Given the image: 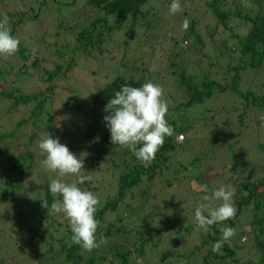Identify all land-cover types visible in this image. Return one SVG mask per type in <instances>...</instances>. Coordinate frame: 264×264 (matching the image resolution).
Returning <instances> with one entry per match:
<instances>
[{"label": "trees", "instance_id": "1", "mask_svg": "<svg viewBox=\"0 0 264 264\" xmlns=\"http://www.w3.org/2000/svg\"><path fill=\"white\" fill-rule=\"evenodd\" d=\"M155 1L162 5L160 17L157 14L155 17L156 11H153ZM171 2L0 0V20L5 14L8 16L6 27L20 41L19 51L10 56L9 68L0 70V80L6 83V76H11L12 69H19L24 75L25 63L31 55V66L46 74L41 79L45 89L33 93H23L17 88L18 92L16 89V93L11 94L6 87L0 88V97L12 96V107L29 109L28 118L17 123L9 140H2L5 135L0 134V264H8L6 256L10 264H264V164L260 165L254 178L237 177L236 174L235 182L223 183V186L228 182L234 184L236 216L210 226L205 233L197 230L194 219H191L194 218V209L203 203V196L211 197L222 185L214 181L218 187H211L206 192L190 189L187 178L200 181L199 184L209 183L210 178H201L195 171L189 173V167L184 164L176 167L169 154L181 144L176 140V134L189 133L194 127L195 123L185 112L191 106L198 104L203 107L201 112L212 116L216 111L225 114L219 130L228 126L238 110L235 120L244 123L245 116L264 109V0H180L182 11L175 14L169 11ZM185 18L190 21L187 30L182 26ZM204 19H210L212 23L202 26ZM22 29L27 34L22 33ZM176 30L180 33L175 34ZM118 33L123 36L122 45L114 36ZM215 33H220L217 40L213 38ZM177 34L180 35L178 39ZM135 36L138 39L143 37L144 41L137 45L141 52V47L150 38L162 42L157 49L153 48L163 51L164 59L158 68L149 69L152 57L147 54L150 52L141 59L129 57L124 63L118 61V65L113 63L114 56L105 55L106 45L112 40L117 43L118 50L126 51ZM79 58H82V65L93 58L109 61L114 66V77L97 92L95 106L99 108L98 113L88 115L84 103L73 102V96L63 101L64 111L76 110L73 114L79 119L78 123L87 117L90 121H98L101 127L95 135L85 128L86 124L82 127L80 149L86 156L95 155L94 165L103 161V155L109 154L112 166L121 168L108 189L110 196L100 202L96 212V219L100 222L97 240L103 235L107 244L91 252L72 241L70 224L58 242H55L52 231L48 235L43 229L49 213L42 203L43 199L49 205L53 201L49 185L56 174L43 167L45 155L36 143L35 132L26 140L23 139L24 130L18 128L30 121L45 134L50 132L53 138H57L50 130L53 115L45 110V106L54 88L68 78V72ZM123 72H129V76ZM149 81L164 88V98L169 100L166 118L174 135L166 137L154 160L142 162L128 148L122 147L123 153L116 150L121 146L111 143L110 130L103 117L108 114L104 111L105 105L123 85L140 87ZM82 106L84 111L79 112ZM87 139L93 141L89 144ZM88 147L92 149L88 151ZM261 149L264 151V145ZM120 158H123L121 163L117 161ZM85 162L89 167L84 165L82 173L88 175L92 165L89 157H85ZM187 173L194 177L187 176ZM155 178H161L168 187L175 181L177 186L188 188L189 197L183 196L188 202L173 213L166 210L168 208L161 209L162 202L153 198ZM63 179L71 182L73 178ZM143 181L148 187L141 190L139 207L148 198L151 200L150 209L142 216L143 222L138 227L124 224L103 227L104 215L115 211L118 203L127 196L134 199L132 193H138L134 188ZM88 185L86 181L79 186L86 190ZM204 202L213 207L220 203L215 199ZM139 207L134 209L127 205L136 214L141 211ZM204 214L207 215V210ZM26 216L31 222H27ZM180 223L183 224L174 226ZM224 227L235 228L237 234L224 243L219 253L213 252L212 246L221 239ZM16 236L23 243L20 249L14 250ZM129 237L132 241L128 246ZM241 237H247V242L242 243ZM56 243L58 246H54ZM5 249H8L7 254L3 253Z\"/></svg>", "mask_w": 264, "mask_h": 264}, {"label": "rangeland", "instance_id": "2", "mask_svg": "<svg viewBox=\"0 0 264 264\" xmlns=\"http://www.w3.org/2000/svg\"><path fill=\"white\" fill-rule=\"evenodd\" d=\"M161 6L162 5L159 4V1L154 2L153 11H156L155 17L156 14L159 15V17L162 15ZM41 18L44 19L43 16ZM157 20L160 21L159 19ZM210 23H212L210 19H208V21L204 19L202 26ZM26 32V30L22 29V33L27 34ZM176 33L180 32L176 30L175 34ZM202 33H204V31H202ZM114 36H117V41L122 45L123 36L119 33ZM219 37L220 33H215L213 36L215 40L219 39ZM176 38H180V35L177 34ZM137 39L138 36H135L131 47L127 48L126 51H123L122 48L118 50L116 48L117 43L112 40L113 42L106 45L107 53L105 52V55H108L109 53L111 57L114 56L115 60H113V63L118 65V61L119 63H124L126 58L129 57H139V59H141L150 52V54H147L152 57L149 69L153 70L158 68L160 61L164 59L163 51L153 50V48L157 49L160 45H162V42H157L152 38L148 39V43L141 47L142 53L138 50L137 45L139 42L144 41L143 37L138 40ZM44 54L46 55V53ZM9 60L10 57L0 56L1 71H6L9 68ZM32 62V55L27 59L26 63L23 62L27 65V67H25L26 71L24 75H21V70L12 69L11 76L15 73L14 77H11L10 74L7 75L6 77L8 79L6 83H4L3 80H0V88L2 89V87H6L11 94L16 93L17 88H21L23 93H33L38 91L40 88L45 89L46 85L42 84L41 79L46 77V74H43L41 69L39 70L32 67ZM47 66L48 64L46 67ZM113 67L114 66H112L109 61L101 58L90 59L87 64L82 65V58H79L74 68L68 72V78L60 81L54 88L53 93L50 94L49 97V100L51 99V101L49 102L48 100V103L45 106V110L50 111L53 115L50 130L56 134L59 141L62 144H66L78 158L83 159V163L86 167L89 166L86 165L85 157H89V162L92 165L91 169L88 170V175L92 176L93 179L88 181L89 185L85 186V188L86 190L92 191L96 194L99 197L100 202L105 201L104 199L110 196L107 194L109 191L108 189L112 185L111 182H114V177L119 171H121V168L117 169L112 166L109 154L103 155L101 158L103 161L100 162L97 160L98 164L94 165L95 155L90 154L86 156V154L81 151L80 140H83V136H80V134L83 132L82 127L84 124L87 125L85 128L90 133L94 132L93 135L100 131L99 127H101V125L98 121L93 119L90 121L88 117L84 120H80L81 124L78 123L77 120L79 119L73 114L77 111H64L63 101L66 98H69V96H73L75 97L73 102H78L80 104L84 103L85 108L88 109V112H86L88 115L92 116V112L98 113L99 108L95 106L97 92L104 86L105 83H107V81L114 77L113 73L115 72L112 70ZM129 69H132V67ZM17 71H19L20 74H17ZM121 71H123L122 68ZM123 73L127 77L129 76V72ZM12 100V96L0 97V134L5 135L2 137V140L4 141L10 139L9 134L13 130H16L17 123L21 119L28 118L29 116L28 107L18 106V109L14 108L12 107ZM167 101L169 103V100ZM200 109H203V107L196 104L185 110V112H188L189 118L195 123L194 127L189 133L183 132V134H185V140L181 142L179 147L176 148L174 152L172 151L169 153L171 154L170 158L173 157L172 160L176 167L184 164L186 165L185 167H189L191 171L189 173H194L195 171L196 173H199L201 178H205L206 180L210 178L209 183L202 184H199L200 181H194L191 178H187V183L189 182L190 184L189 188H192L195 191H200L201 185H206L207 189H210L211 187H218L214 185V181L219 182V185H223V183H226L228 180H233V182H235L236 174H238L237 177L245 176L247 179L257 176L260 171V165L262 166L264 164V151L261 149V145H264V109L253 112L251 116L250 114L247 117L245 116L244 123L235 120L238 118V114L240 112L238 110L235 117L229 121L228 126H225L220 130L219 127L221 122L224 121V118H226V115L216 111V115L212 116L211 114L201 112ZM81 111H84L83 106L79 109V112ZM187 117L188 116H186V118ZM92 125L94 126L92 127ZM18 128L20 130H24V132H22L24 134L23 139L26 140L30 137L31 133L35 132L36 143H39L42 137L50 135V132L45 134L41 128H37L36 123L34 124L30 121L24 126H20ZM178 134L179 133L176 135ZM87 141L90 144L93 140L87 139ZM0 143H2V141H0ZM14 145H16V143ZM12 148L16 149V146H11V149ZM121 148L122 147L116 148V150L123 153V149ZM91 149L92 147H88L87 150L89 151ZM120 156L121 155L119 154V157ZM122 159L123 158L117 159V161L121 163ZM189 173H187V176L190 175L191 177H194ZM169 177L172 178L173 176L169 175ZM218 177L220 178L215 180ZM164 184L165 183L161 178L154 179L152 191L155 194L153 198L155 200L159 198L158 200L162 202V206H160L161 209L165 210V208H168L166 210H170L172 213L176 212L179 207L184 205V202H188L183 199V196L189 197L187 194L188 188H185L183 185L182 187L177 186L175 181L170 187ZM231 185L232 183L228 182L224 186L233 189L234 184L232 187ZM147 187L148 183L143 181L138 188H134V190L138 192L132 193L134 199L127 196L119 202L115 211L108 212L104 215L102 226L107 227L111 224L114 226L124 224L128 227H138L143 222L142 216L150 209V198H148L147 202H144L142 206L139 207L141 190ZM204 203L205 202L203 201V204ZM127 205L132 206L134 209L138 207L141 208L140 213H133V210H129ZM48 215V217H46V226L43 229L48 232V235L49 232L52 231V234L55 236V242H58V238L64 234V229L69 224V221L63 213L50 212ZM25 218L27 219V222H31V220L28 219L29 216H26ZM182 224L183 223L174 224V226L179 227ZM16 237L17 239H15L16 245L13 248L14 250L20 249L21 244L23 243L18 236ZM15 241H12L13 246ZM131 241L132 239L129 237L126 244L129 246ZM57 244L59 243H56L54 246H58ZM179 248V250L182 251L181 246ZM6 251H8V249H5L3 253L5 252V254H7ZM6 259L8 264H10L7 256Z\"/></svg>", "mask_w": 264, "mask_h": 264}, {"label": "clouds", "instance_id": "3", "mask_svg": "<svg viewBox=\"0 0 264 264\" xmlns=\"http://www.w3.org/2000/svg\"><path fill=\"white\" fill-rule=\"evenodd\" d=\"M169 11L172 14L182 11L180 0H172ZM8 21L6 14L0 20V56L3 57L15 55L20 45L19 39L6 27ZM189 25V19L185 18L183 29L187 30ZM164 96V88L150 81L140 87L126 84L116 91L113 98L105 105L104 111L108 114L103 117L110 130L111 143L130 149L142 162L154 160L156 153L163 147L166 137L174 135V129L166 118L169 105ZM178 135L176 140L183 142L184 138L179 140ZM38 147L45 155L42 161L43 167L56 173V178H53L49 185L53 201L49 205L48 201L43 199L42 207L48 208V213L65 215L73 234L72 241L85 251L91 252L101 245H106L107 240L103 235L99 241L97 240L100 222L96 219V212L100 199L92 191L79 186L93 179L92 176L82 173L83 159L78 158L66 144H62L58 138H53L51 135L42 137ZM64 177L73 179L71 182H66ZM200 188L207 191L206 185H201ZM234 196L235 190L223 185L215 190L211 197L203 196L204 201L215 199L220 203L214 207L202 203L194 209L196 229L207 233L210 226L234 219L237 213ZM205 210L207 215L204 214ZM236 234L235 228H222L221 239L213 244L212 251L219 253L224 243ZM241 242L246 243L247 237H242Z\"/></svg>", "mask_w": 264, "mask_h": 264}, {"label": "built area", "instance_id": "4", "mask_svg": "<svg viewBox=\"0 0 264 264\" xmlns=\"http://www.w3.org/2000/svg\"><path fill=\"white\" fill-rule=\"evenodd\" d=\"M183 138H184V135L183 134L178 135V139L179 140H182Z\"/></svg>", "mask_w": 264, "mask_h": 264}]
</instances>
